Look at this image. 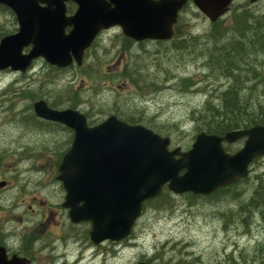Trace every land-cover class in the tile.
<instances>
[{
    "label": "rangeland",
    "instance_id": "obj_1",
    "mask_svg": "<svg viewBox=\"0 0 264 264\" xmlns=\"http://www.w3.org/2000/svg\"><path fill=\"white\" fill-rule=\"evenodd\" d=\"M243 7L255 14H264V1L251 5L248 0H236L232 5L234 9ZM229 15L220 21L222 29L228 27ZM181 18L174 44L178 45L179 40L205 36L212 30V24L190 4ZM16 28L13 16L0 9V36L13 33ZM124 45L127 44L120 30L113 28L101 33L95 45L86 52L80 68L82 70L73 66L71 70L54 72L42 59H38L26 73V78L23 74L10 71L0 75V90L12 86V91L5 97L0 95V100L5 101L3 104L0 102V131L10 140L12 147L19 144L34 151L33 155L25 157L11 154L4 161L3 164L9 166L6 170L10 169L14 179L11 178L9 182L10 191L4 194L3 209L14 216L11 203L15 199L25 200V206L19 213L24 209L26 216L35 222L40 217L38 214L45 211L44 219L49 217L51 222L48 232L42 233L43 227L39 228V235L42 238L50 234L52 242L43 245L45 240L40 239L38 245L42 246L44 260L48 259L52 264L264 262V219L254 216L247 227L235 217L247 195L234 200L223 197L216 202L170 193L169 202L162 204L159 201L147 206L136 222L131 237L118 244L107 242L94 246L88 238L89 224L72 225L61 217L64 213L61 207L64 191L56 180L57 163L59 154L70 146V134L50 125L43 126L39 131H28L30 125L19 120L33 114L29 109L31 101L20 97L25 86L41 83L45 76L49 82L42 88L48 89L49 93L42 96L48 103H56V109L68 108L72 104L69 100L71 97L75 109L88 114L90 126L102 122L109 115H116L115 112L140 117L144 119L140 125L168 137L171 148L185 149L197 134L195 124L190 122V112L201 107L206 91L215 95L231 84L229 79L211 75L198 50L186 54L171 50L172 43L158 45L147 42L142 46L130 44L128 51H124ZM259 61L263 63L257 66L261 78L257 76L254 85L252 82L240 84L245 88L243 93H249L250 88L254 87L259 96H264V54L260 55ZM127 64L142 67L141 75L144 77L141 84L152 82L154 86L137 89L129 81L116 78ZM251 78L249 76L247 79ZM184 79H191L196 85L186 90L180 84ZM5 109L7 111L2 113ZM7 119L10 123L4 127ZM241 146L242 143H237L230 149L235 151ZM263 167L264 159L253 163L246 182L233 188L229 194L242 190L251 194L256 185L254 176L262 173ZM18 183L21 187H17ZM34 201L35 213H32L26 204L32 205ZM231 215H234V220H228ZM43 224L48 227L46 221Z\"/></svg>",
    "mask_w": 264,
    "mask_h": 264
},
{
    "label": "water",
    "instance_id": "obj_2",
    "mask_svg": "<svg viewBox=\"0 0 264 264\" xmlns=\"http://www.w3.org/2000/svg\"><path fill=\"white\" fill-rule=\"evenodd\" d=\"M234 0H192L211 23L229 11ZM254 3L258 0H249ZM76 6L67 15L66 4ZM188 0H0L17 20L18 31L0 41V71L24 73L34 59L65 68L82 64L84 51L101 31L120 27L136 42L169 41L179 12ZM70 29L68 33L66 30ZM30 50L23 53L25 48ZM35 115L73 132L62 156L58 181L65 191L62 207L71 223H90L94 245L117 243L131 235L142 205L166 187L174 195L209 196L249 176L253 161L264 157V126L224 135L200 132L191 147L169 150L170 140L115 115L88 126L77 110H54L40 100ZM245 139L229 154L224 144ZM0 264H7L0 259ZM146 264V263H139Z\"/></svg>",
    "mask_w": 264,
    "mask_h": 264
},
{
    "label": "trees",
    "instance_id": "obj_3",
    "mask_svg": "<svg viewBox=\"0 0 264 264\" xmlns=\"http://www.w3.org/2000/svg\"><path fill=\"white\" fill-rule=\"evenodd\" d=\"M235 11L232 12L230 17L231 25L226 28L222 29L221 24L219 25L220 22H217L205 36L179 40L178 45L177 43L174 44L175 39L170 42L173 44L171 50L174 51L190 54L191 50H198L199 57L204 60V65L212 76H221L231 80V84L225 90H222L224 93L221 91L214 95L206 91L201 107L190 112V122L195 124L197 133L204 131L207 134L223 135L232 130L245 129L253 125L264 126V96L262 94L259 96L254 87L250 89L249 93H243L240 85H238V82L242 81L243 78L249 76L260 77L261 75L257 66L263 64L261 61L258 63V58L260 59V55L264 54V15H255L248 9ZM157 44L162 45L165 43ZM242 59L245 61H242ZM236 63L239 66L233 65ZM142 70V67L138 68L135 64H127L121 77L126 78L136 88H140L147 84H141L144 77L141 75ZM236 74L242 77H237ZM180 84L186 90L196 85L191 79H184ZM150 85L154 86L153 83H150ZM71 105L74 106V102ZM115 113L117 117L119 116L129 124L144 122V119L140 117L128 116L123 112ZM187 148L188 146L185 147V149ZM254 180L256 185L251 194H246L245 190L229 194L236 187V185H232L220 189L212 196L203 199L218 202L223 197H231L234 200L239 196L245 197L247 195V199L239 205L235 214V217H238L239 221L247 226L254 216L264 219V167L262 173L254 176ZM186 197L194 200L198 198L190 194H186ZM169 199L170 194L167 190H163L156 199L147 202L144 209L154 202L167 203ZM235 217L231 215L228 220H234ZM242 261L245 262V260ZM233 264H235V261H233ZM260 264H264V262Z\"/></svg>",
    "mask_w": 264,
    "mask_h": 264
},
{
    "label": "flooded vegetation",
    "instance_id": "obj_4",
    "mask_svg": "<svg viewBox=\"0 0 264 264\" xmlns=\"http://www.w3.org/2000/svg\"><path fill=\"white\" fill-rule=\"evenodd\" d=\"M66 8H67L68 16H71L76 10V6L72 3L67 4ZM7 12L10 13L9 10H7ZM10 15L12 14L10 13ZM69 30L70 29H67L66 32ZM5 35L6 34H2L0 36V40ZM7 35H10V33ZM25 52L26 49H24L23 53ZM34 63L35 61L32 63L30 69L32 68ZM7 72L8 71L0 72V75L6 74ZM24 74L23 77L27 76L26 73ZM9 92H10L9 87L4 88L3 90H0V95L3 98ZM41 92H42V88L38 86V82H37L34 83L32 86H25L24 93L20 97L25 98L28 101H31V103H33L42 99ZM0 102L1 104L5 103V101H1V100ZM52 105L57 107L56 103H53ZM68 108H63V109H68ZM6 111L7 109L3 110L2 113ZM19 120L24 121V123L27 125H30L28 131L29 130L39 131L42 129L44 124H46L45 122L43 123L42 120L36 118L34 115ZM9 123L10 121L8 119L5 120L4 127L7 126ZM0 128L2 129V124H0ZM69 134L70 137L72 138V133ZM11 154L25 157V156L33 155L34 151L30 148H24L22 147V145L19 144H16L14 145V147H12L10 140L6 138L3 135V133L0 131V259H3L4 262H6L7 264H52V261H49L48 259L44 260L43 256L41 255L43 251L42 246L38 245L40 239L42 241L45 240V243L42 242L43 245L47 243L49 245L52 242L50 241L49 238L50 234H47L46 237L43 236L42 238L40 237L42 235H39L40 232L39 228L43 227L42 233L48 232V228L51 222V219L49 217L47 218V220L46 218L44 219L45 211L38 214L40 215V217L38 219V222H35L32 220L31 217L26 216V213H24V209L22 210L23 211L22 213H19V210L25 206L26 203L25 200L15 199V201L11 203L12 208L10 209L12 213L15 214L14 216L12 214H8L7 211L4 210L2 207V200L4 194L6 195L10 191L9 182L11 178L14 179V176L9 171L10 169L6 170V168H8L9 166H5L3 164L5 160H8ZM17 187H21L20 183H18ZM33 206H36L35 201L32 205L26 204L28 210H30L32 213H35V211L33 210ZM61 217H65L67 219V212L64 211ZM43 221H46L48 227L44 226Z\"/></svg>",
    "mask_w": 264,
    "mask_h": 264
},
{
    "label": "bare ground",
    "instance_id": "obj_5",
    "mask_svg": "<svg viewBox=\"0 0 264 264\" xmlns=\"http://www.w3.org/2000/svg\"><path fill=\"white\" fill-rule=\"evenodd\" d=\"M253 56H254V55H253ZM255 56H256V55H255ZM247 58H250V57H247ZM244 59H245V58H244ZM244 59H242V61H243ZM252 59H253V58H252ZM253 60H254V59H253ZM244 61H245V60H244ZM250 61H251V60H250ZM250 61H249V62H250ZM234 62H235V61H234ZM234 62H232V63H234ZM246 62L248 63V61H246ZM241 63H242V62H241ZM247 63H246V64H247ZM233 65L239 66V65H237V63H236V64H233ZM248 65H249V64H248ZM251 66H252V64H251ZM235 71H236V70H235ZM233 72H234V71H233ZM253 72H254V71H253ZM235 73H236V72H235ZM254 73H255V72H254ZM236 75H238V74H236ZM236 75H235V76H236ZM252 75H253V74H252ZM237 77H242V76L238 75ZM237 77H236V78H237ZM256 77H257V76H256ZM256 77H252L250 80L247 79V78H243V79H245V80L241 79L242 81H239V82H238V85H240V84H242V83H248V82H252V84L254 85L255 82H256V81H255ZM227 78H228V77H227ZM239 79H240V78H239ZM246 79H247V80H246ZM237 80H238V78H237ZM228 82H229V81H228ZM234 82H235V81H234ZM234 82H233V83H234ZM235 83H237V82H235ZM235 83H234V84H235ZM235 85H236V84H235ZM253 85H252V86H253ZM252 86H251V87H252ZM227 87H228V86H227ZM237 87H239V86H237ZM240 88H241L242 90L245 89V88H242L241 86H240ZM240 88H239V89H240ZM250 89H251V88H250ZM223 90H224V89H223ZM212 91H213V90H212ZM222 92H223V91H222ZM223 93H224V92H223ZM219 94H220V93H219ZM219 94H218V96H219ZM216 97H217V96H216ZM217 98H218V97H217ZM219 98H220V97H219ZM213 99H214V97H213ZM211 102H212V101H211ZM214 106H215V105H214ZM27 120H28V119H27Z\"/></svg>",
    "mask_w": 264,
    "mask_h": 264
}]
</instances>
